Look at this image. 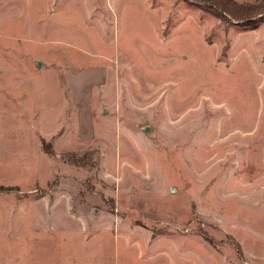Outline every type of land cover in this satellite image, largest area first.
I'll use <instances>...</instances> for the list:
<instances>
[{
  "label": "rangeland",
  "instance_id": "obj_1",
  "mask_svg": "<svg viewBox=\"0 0 264 264\" xmlns=\"http://www.w3.org/2000/svg\"><path fill=\"white\" fill-rule=\"evenodd\" d=\"M0 0V264H264V0Z\"/></svg>",
  "mask_w": 264,
  "mask_h": 264
},
{
  "label": "trees",
  "instance_id": "obj_2",
  "mask_svg": "<svg viewBox=\"0 0 264 264\" xmlns=\"http://www.w3.org/2000/svg\"><path fill=\"white\" fill-rule=\"evenodd\" d=\"M202 1H211V0H202ZM219 3L221 7H223V12L227 13L228 16L234 20H238L239 16L243 14H247L246 6H240L231 0H214Z\"/></svg>",
  "mask_w": 264,
  "mask_h": 264
}]
</instances>
